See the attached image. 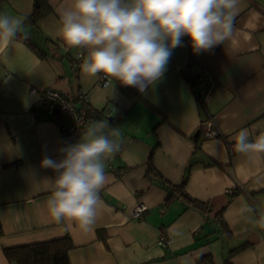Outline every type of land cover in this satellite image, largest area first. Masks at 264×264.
Instances as JSON below:
<instances>
[{
	"label": "crops",
	"instance_id": "0c3cea01",
	"mask_svg": "<svg viewBox=\"0 0 264 264\" xmlns=\"http://www.w3.org/2000/svg\"><path fill=\"white\" fill-rule=\"evenodd\" d=\"M33 1L4 0L0 14L23 19ZM46 1L53 11L37 27L55 42L48 57L20 40L0 51V264H10L5 247L64 236L73 244L70 264H264V154L228 150L241 131L250 141L264 134V0H239L233 37L211 51L195 54L183 37L164 77L144 94L118 82L101 86L98 76L83 73L76 59L87 51L60 34V13L71 0ZM200 76L209 79L205 100L197 95ZM31 87H52L68 98L84 90L89 105L108 109L109 124L121 131L120 151L105 161L102 204L87 229L57 223L46 210L45 179L55 173L40 161L61 159L59 149L80 137L60 144L57 124L37 110ZM207 127L217 136L196 146L193 136ZM152 151L154 167L171 183L190 165L185 190L208 209L179 199L164 203L166 190L146 176ZM139 202L146 210L132 218ZM160 230L169 238L165 247L157 243Z\"/></svg>",
	"mask_w": 264,
	"mask_h": 264
},
{
	"label": "clouds",
	"instance_id": "9594fccd",
	"mask_svg": "<svg viewBox=\"0 0 264 264\" xmlns=\"http://www.w3.org/2000/svg\"><path fill=\"white\" fill-rule=\"evenodd\" d=\"M239 0H71L60 13V34L70 47L87 51L80 65L106 86L117 82L144 94L167 71L172 50L187 36L195 54L211 51L234 34ZM24 20L0 14V51L14 46ZM122 134L108 119L94 122L74 144L59 149L62 158L45 156L40 167L50 196L45 207L57 223L65 220L90 227L102 204L107 181L105 161L120 151ZM242 155L264 154V134L250 141L246 131L235 136Z\"/></svg>",
	"mask_w": 264,
	"mask_h": 264
},
{
	"label": "trees",
	"instance_id": "16d2710c",
	"mask_svg": "<svg viewBox=\"0 0 264 264\" xmlns=\"http://www.w3.org/2000/svg\"><path fill=\"white\" fill-rule=\"evenodd\" d=\"M3 2L4 0H0V6L3 4ZM52 11L53 10L51 6L46 0H34L32 12L23 17L24 30L27 33V38L24 37L23 33L19 34L17 37V40L24 42L39 57L42 58L48 57V53L52 50L51 44L55 42L48 39L47 37H44L40 33L37 23ZM77 95L75 98H77ZM79 108L80 111L92 122L109 118L102 115L104 109H93L88 102H80ZM201 138L200 129L192 138L196 146H198L199 139ZM189 167L190 165L187 167L182 180L179 183H171L164 179L154 167L152 151L147 160L146 176L152 181H158V183L166 190V196L164 200L166 205L169 204L173 199H179L187 205H190L200 211H204L208 209L206 203L191 197L185 190V185L189 175ZM221 210L218 212V216L221 214ZM1 232L2 229L0 225V234ZM72 247L73 244L71 239L68 236H64L50 240L5 247L3 248V252L10 264H70L69 250ZM242 247L243 245L237 247L233 250V252ZM199 264L211 263L206 259H200ZM223 264L232 263L229 260H225Z\"/></svg>",
	"mask_w": 264,
	"mask_h": 264
},
{
	"label": "built area",
	"instance_id": "2783aa9c",
	"mask_svg": "<svg viewBox=\"0 0 264 264\" xmlns=\"http://www.w3.org/2000/svg\"><path fill=\"white\" fill-rule=\"evenodd\" d=\"M83 62V55L81 53L77 54L76 65L80 66ZM200 89L197 92L200 100H205L207 98L206 85L209 83V79L204 76H200L199 80ZM98 84L101 86H106V80L98 75ZM30 93H37L38 99L36 100V105L38 111L45 116L50 117L58 126V139L60 144H66L80 137L81 133L84 132L90 125L92 121L87 118L80 111V102H88L87 94L84 90H79L77 98L71 99L66 97L60 91L52 88L45 87L42 89H35L31 87L29 89ZM102 115L104 117L110 116V111L104 109ZM217 136L216 130L211 127L201 128V137L213 138ZM228 150L230 153L234 151V144H228ZM228 193H233L232 189L227 190ZM146 210V205L144 203H137L133 209L130 211V216L132 218H140ZM157 243L163 247L167 246L169 243V238L167 234L163 231H159Z\"/></svg>",
	"mask_w": 264,
	"mask_h": 264
}]
</instances>
